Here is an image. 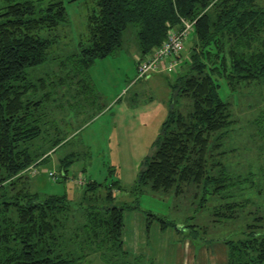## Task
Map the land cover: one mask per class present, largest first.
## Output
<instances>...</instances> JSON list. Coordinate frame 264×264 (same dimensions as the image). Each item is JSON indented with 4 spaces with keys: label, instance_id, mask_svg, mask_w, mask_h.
<instances>
[{
    "label": "trees",
    "instance_id": "obj_1",
    "mask_svg": "<svg viewBox=\"0 0 264 264\" xmlns=\"http://www.w3.org/2000/svg\"><path fill=\"white\" fill-rule=\"evenodd\" d=\"M262 1L90 0L87 35L67 56L75 70L70 78L80 76L96 59L115 54L129 25L137 27L142 57L170 30L179 31L181 18L195 21L187 58L181 59L182 49L173 70L156 72L177 75L168 82L171 106L137 183L177 197L190 195L200 209L207 208L209 195L234 198L236 192L238 198L219 203L214 211L225 220L254 205L245 213L251 220L241 235L222 241L225 264H264L263 209L242 193L249 186L259 196L264 186L254 181L253 172L235 173L225 162L224 143L235 120L231 102L219 94V79L230 95L253 83L264 86ZM67 19L63 0H0V264H86L94 255L103 264H143L124 246L127 206L114 203L118 181H89L76 201L65 193L39 195L23 185L27 171L68 141L49 136L44 100L52 93L51 81L33 80L27 71L52 59L53 38ZM70 161L59 159L61 179ZM158 218L162 228L176 225Z\"/></svg>",
    "mask_w": 264,
    "mask_h": 264
},
{
    "label": "rangeland",
    "instance_id": "obj_2",
    "mask_svg": "<svg viewBox=\"0 0 264 264\" xmlns=\"http://www.w3.org/2000/svg\"><path fill=\"white\" fill-rule=\"evenodd\" d=\"M63 1L68 19L53 38L52 59L27 71L33 80L43 77L51 81L52 93L44 100L49 136H67L68 141L27 171L23 185L39 195L65 193L76 201L89 181H118L120 190L114 203L127 206L122 237L130 254L140 255L143 264H225L222 241L241 235L251 220L245 213L253 211L254 205H248L238 217L225 220L214 211L219 203L238 198L236 192L234 198L209 195L207 208L200 209L198 199L193 201L190 195L177 197L171 191H154L148 184L137 183L138 172L145 157L153 152L171 106L168 82L177 74L158 73L135 81L141 54L137 27L129 25L113 56L96 59L82 75L70 78L75 70L67 56L87 35L90 0ZM261 3L264 5V0ZM193 38L190 32L181 51L182 60L189 55ZM219 83V94L231 102L235 120L224 143L228 150L225 162L235 173L246 176L253 172L254 181L264 186V86L253 83L230 95L225 80L219 79ZM64 156L71 161L61 179L59 159ZM53 170L55 180L48 175ZM255 190L248 186L242 193L258 202L264 213V192L257 196ZM161 216L176 225L162 228ZM193 228L196 231L192 237ZM86 264L103 262L94 255Z\"/></svg>",
    "mask_w": 264,
    "mask_h": 264
},
{
    "label": "built area",
    "instance_id": "obj_3",
    "mask_svg": "<svg viewBox=\"0 0 264 264\" xmlns=\"http://www.w3.org/2000/svg\"><path fill=\"white\" fill-rule=\"evenodd\" d=\"M194 20L188 21L181 18L182 27L180 30H170L163 42L150 54L140 57L136 66L135 81L146 78L156 73L160 68L171 71L174 69L180 51L183 49V42L193 31ZM48 175L55 180L57 176L50 171Z\"/></svg>",
    "mask_w": 264,
    "mask_h": 264
},
{
    "label": "crops",
    "instance_id": "obj_4",
    "mask_svg": "<svg viewBox=\"0 0 264 264\" xmlns=\"http://www.w3.org/2000/svg\"><path fill=\"white\" fill-rule=\"evenodd\" d=\"M156 73H154V74H151V75H155Z\"/></svg>",
    "mask_w": 264,
    "mask_h": 264
}]
</instances>
